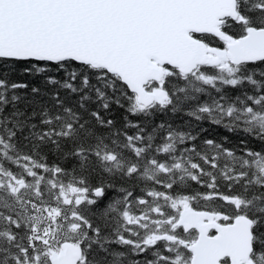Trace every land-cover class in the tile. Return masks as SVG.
<instances>
[{"label": "snow or ice", "instance_id": "snow-or-ice-1", "mask_svg": "<svg viewBox=\"0 0 264 264\" xmlns=\"http://www.w3.org/2000/svg\"><path fill=\"white\" fill-rule=\"evenodd\" d=\"M0 264H264V0H0Z\"/></svg>", "mask_w": 264, "mask_h": 264}]
</instances>
